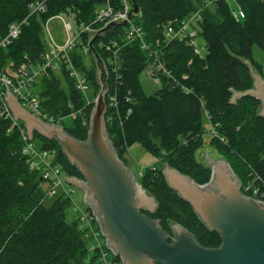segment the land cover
Segmentation results:
<instances>
[{
	"label": "trees",
	"instance_id": "obj_1",
	"mask_svg": "<svg viewBox=\"0 0 264 264\" xmlns=\"http://www.w3.org/2000/svg\"><path fill=\"white\" fill-rule=\"evenodd\" d=\"M35 0H0V38L10 24H23L18 38L1 50L2 61L12 68L28 60L37 63L46 50L43 25L61 12L71 9L78 22L90 24L95 9L104 0H45L47 11L30 14ZM139 7L135 22L144 30L143 49L139 39L121 49L120 74L109 69L107 95V131L119 157L126 163L128 148L138 143L149 153L199 184L210 180L211 169L196 158L204 145L203 119L211 133L210 146L231 165L243 183L264 193V118L259 115L261 103L245 96L232 103L233 90L253 87V77L246 61L264 77V61L253 59L256 45L264 50V0H238L245 17L237 20L233 6L226 0H131ZM200 10L201 18L192 25L204 39V52H196L189 38H167L164 27L176 25ZM125 25H116L95 41L104 61L107 54L99 44L110 38H120ZM87 39L88 36L85 35ZM76 68L87 77L94 95L100 90L95 61L88 60L81 48L72 52ZM8 61V62H7ZM149 66L160 88L146 94L140 75ZM44 98L42 108L51 115H66L78 111L76 119L63 124L74 138L87 139L94 102L87 104L76 89L68 71L44 77L35 85ZM110 95L117 97L116 107L110 105ZM95 98L94 96H92ZM72 105V107L70 106ZM10 119H0V264H102L99 250L90 256L88 237L79 227L77 213L69 197H54L45 205L46 191L40 172L31 170L22 154L24 142ZM11 129V130H10ZM35 145L52 153L55 162L70 176L82 178L55 140L35 133ZM158 202L155 213L172 234L171 225L179 223L208 248H218L222 239L209 231L191 205L172 190L162 168H147L138 179ZM114 261L119 257L112 255Z\"/></svg>",
	"mask_w": 264,
	"mask_h": 264
},
{
	"label": "water",
	"instance_id": "obj_2",
	"mask_svg": "<svg viewBox=\"0 0 264 264\" xmlns=\"http://www.w3.org/2000/svg\"><path fill=\"white\" fill-rule=\"evenodd\" d=\"M134 12H139L137 5ZM116 25L97 32L88 43L100 90L86 140H78L63 126L34 116L7 91L6 102L14 119L24 124L30 140L35 133L55 140L77 167L82 178L69 176L66 182L83 192V202L92 211L106 248L122 264H264V201L243 193V183L227 160L206 156L211 177L205 184L168 164L162 169L168 186L191 205L209 231L220 235L222 243L218 248L201 245L179 223L171 225L169 234L158 219L146 214L155 213L158 202L119 157L107 131L109 69L94 43ZM246 63L253 87L233 90L231 102L254 97L261 103L259 115L264 118V77L255 72L250 61Z\"/></svg>",
	"mask_w": 264,
	"mask_h": 264
},
{
	"label": "built area",
	"instance_id": "obj_3",
	"mask_svg": "<svg viewBox=\"0 0 264 264\" xmlns=\"http://www.w3.org/2000/svg\"><path fill=\"white\" fill-rule=\"evenodd\" d=\"M226 1L232 4V13L237 20H241L245 17L238 0ZM29 9V16L35 13H45L47 11L46 1L35 0L29 5ZM138 13L134 12V6L131 0H104V2L95 9V20L90 24L84 22L79 23L76 13L71 9L66 12H61L48 19L46 23H49L55 18H61L66 26V41L60 43L53 39H50V41L46 39V50L41 54V60L39 62L32 63L26 60L16 68H12L2 61L1 50L5 49L13 40L18 38L22 25L28 22V17L21 22L10 24L7 34L0 38V119H10L12 121L11 129L15 127L19 129L21 138L24 142L22 154L26 158V162L30 169L40 172L42 182L48 185L47 196L56 197L62 195L71 199L72 209L78 215L80 229L84 231L87 236L95 238L98 242L92 249L94 251L96 249L99 250L102 264H117V261L110 258L112 254L105 246V241L100 234L99 226L92 211L85 204L74 203L70 190L66 188L65 179L61 176V171H63L62 165L55 162L52 153L48 150H39L34 146L33 140L29 139L24 124L14 119L6 102V93L10 91L17 97L20 104L34 116L39 117L47 123L64 127V123L68 124L71 120L76 119L78 111H72L66 115H51L45 112L42 108L44 98H42L39 91L35 89V85L44 77H51L53 74H62L63 71L66 70L71 78L74 79L76 89L87 99L86 90L88 89V80L87 77L76 68L72 59V52L77 48H81L82 55H89L91 51L88 43L91 37L110 24L126 22L125 30L120 38L113 37L99 44L107 54V61L105 62L108 69H110L117 78H120V52L124 45L139 39L142 48L149 49L147 43L144 41V30L135 22V16H137ZM200 18L201 13L199 10L188 18L178 22L176 25L172 23L166 24L164 27L165 36L167 38H177L179 40L188 37L190 43L195 47L196 52L202 54L200 45L197 42V30L192 26L195 21ZM67 19L69 23H67ZM72 22H74L75 25H73ZM104 33L105 32L101 35H104ZM85 35L88 36L87 43L85 42ZM151 69L152 74L154 68L151 67ZM109 100L112 107L117 106L118 100L116 96L110 95ZM90 102L91 101L87 100V104ZM70 106L72 107V105ZM245 191L250 193L248 194L249 196L264 201V193L258 197V187L249 184L245 187Z\"/></svg>",
	"mask_w": 264,
	"mask_h": 264
},
{
	"label": "rangeland",
	"instance_id": "obj_4",
	"mask_svg": "<svg viewBox=\"0 0 264 264\" xmlns=\"http://www.w3.org/2000/svg\"><path fill=\"white\" fill-rule=\"evenodd\" d=\"M67 23H69L68 19H67ZM72 23L73 25H75L74 22ZM43 33H44L43 35L44 41H46V39H48L49 41L50 39H53L60 43H64L67 39L66 26L64 22L61 20V18H58V19L55 18L49 23H44ZM197 42L200 45L201 52L203 53L204 45H205L204 39L201 36H198ZM91 55L92 53L90 52V54L86 56L88 60L91 59ZM252 56L255 61L263 63L264 50H262L261 48L255 45L252 49ZM151 70H152L151 66H149L140 75L141 84L144 88V91L148 95L154 94L160 88L159 81L157 78L152 76ZM254 70L256 73H258L256 68H254ZM98 93L99 91L97 92L96 95H94L93 88H91V86L88 85V89L86 90L87 100L94 102L95 99L97 98ZM92 96H94L95 98H93ZM203 123H204V129H205V133L203 134L204 145L200 149H198L196 152L197 160L200 161L201 163H204L205 165H207V159H206L207 155L212 156L216 159L226 160L221 154L218 153V151L215 148H213L209 144L211 133L214 134V131H212V128L206 117L203 119ZM33 144L36 147L34 139H33ZM125 159H126V165L128 166V168L132 169L135 172V174L137 175V179H140V176L146 171L147 168H153V169L158 168L159 169L161 167L163 169V166L165 164L161 161V158H157L154 154L149 153L138 143H135L128 148L125 154ZM61 176L65 179L64 182L66 183V188L70 190L74 203L84 204L83 192L78 190L74 186L69 185L66 182V178L69 177L70 175H67L63 170L61 171ZM42 187L46 191V196H47L48 185L42 182ZM53 200H54V197L47 196L45 200V205H50L53 202ZM85 236L88 237V245L90 249L89 255L91 256L94 252L92 247L97 245L98 242L96 241L95 238H92L91 236H87L86 234ZM110 258L113 260L112 256H110ZM117 264H122V263L117 262Z\"/></svg>",
	"mask_w": 264,
	"mask_h": 264
},
{
	"label": "crops",
	"instance_id": "obj_5",
	"mask_svg": "<svg viewBox=\"0 0 264 264\" xmlns=\"http://www.w3.org/2000/svg\"><path fill=\"white\" fill-rule=\"evenodd\" d=\"M207 118V117H206ZM207 120H208V118H207Z\"/></svg>",
	"mask_w": 264,
	"mask_h": 264
}]
</instances>
